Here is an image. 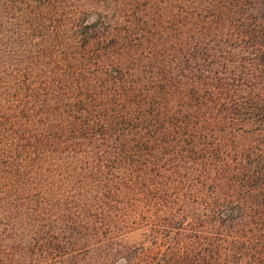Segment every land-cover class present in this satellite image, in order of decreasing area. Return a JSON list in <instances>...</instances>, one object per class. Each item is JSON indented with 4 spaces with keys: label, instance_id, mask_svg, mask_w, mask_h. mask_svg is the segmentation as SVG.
<instances>
[{
    "label": "trees",
    "instance_id": "obj_1",
    "mask_svg": "<svg viewBox=\"0 0 264 264\" xmlns=\"http://www.w3.org/2000/svg\"><path fill=\"white\" fill-rule=\"evenodd\" d=\"M176 1L104 27L67 0H0V237H50L29 264H108L133 222L151 244L127 264H264V90L222 62L195 73L188 32L214 2ZM227 196L247 234L219 223Z\"/></svg>",
    "mask_w": 264,
    "mask_h": 264
},
{
    "label": "rangeland",
    "instance_id": "obj_2",
    "mask_svg": "<svg viewBox=\"0 0 264 264\" xmlns=\"http://www.w3.org/2000/svg\"><path fill=\"white\" fill-rule=\"evenodd\" d=\"M67 1L69 2L68 8L75 10V15L80 17L81 20L85 22H100L99 24L104 27L107 24L112 25L117 22L126 11V8L137 7L139 9V13L136 14L137 17H140L143 11H149V9L141 5L145 0ZM175 1L173 0L174 4ZM199 1L200 6H202L207 4L208 0ZM212 1L214 3L211 6L209 5V9H212L213 13H209L203 20L195 18V23L191 25L189 32L187 29L190 28V24L186 23L180 27L175 25V31L171 30V34L175 33L174 35H176L179 31L193 33L195 38H192L189 46L193 48L191 53L195 60L202 63L199 65L201 69L195 72L199 77H202V73L209 75L210 68H220L217 63L222 62L225 65L224 67H226L225 69H236L238 73L247 72L242 81L249 83V85L254 84L264 90V66L263 64H257L262 58L260 51L257 49L261 42L264 43V0ZM217 4L218 8H216ZM166 6L171 7L168 3ZM180 18L182 16L178 17V19ZM201 23L207 24L208 30H205ZM168 25H170L168 22H163L162 24V26ZM6 27L12 28L13 25L7 24ZM207 36L216 38H207ZM187 40L190 41L189 38ZM255 56H258V59L254 58ZM182 64L189 68L191 60H185ZM187 71L188 69L183 70L186 73ZM185 80L183 79V81ZM247 140H250L252 144V133L245 135L240 141L244 142ZM249 159L252 160V155H250ZM240 183H243V180H240ZM233 195V197L242 195L246 204L252 206V191L249 193H233ZM226 199L228 201L225 203L226 206L221 208L224 214L222 213V220L219 222L223 230L225 232L247 234L248 228L246 229L244 221L248 218L252 219V208H240L237 206L238 203L232 200L233 198L227 196ZM240 215H243V217L240 218ZM25 227L31 229V226L27 225ZM24 229L26 230V228ZM249 230H251L249 235L253 232V237L257 236V229L254 228L252 230V224ZM148 232L149 230L143 222L128 223L120 231L114 232L115 235L111 236V252L105 262H108V264H127L122 256H119V250H124L128 253V250L131 251V246L138 243H144V245L149 246L151 243ZM27 234L23 233L21 235L16 230L12 235L13 237H0V264H29L35 263L33 259H39L38 261H40L43 258L41 255L47 251L44 243L50 240V237H30ZM101 237L103 236L99 235L98 238ZM58 239H61V237ZM157 239L159 243L160 237H157ZM252 253L264 256V252ZM78 264L80 263L78 262Z\"/></svg>",
    "mask_w": 264,
    "mask_h": 264
}]
</instances>
